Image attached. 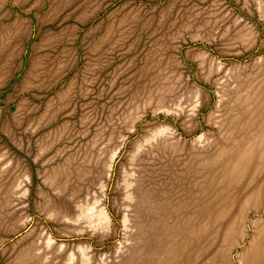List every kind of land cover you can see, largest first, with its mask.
I'll list each match as a JSON object with an SVG mask.
<instances>
[{"label": "rangeland", "instance_id": "obj_1", "mask_svg": "<svg viewBox=\"0 0 264 264\" xmlns=\"http://www.w3.org/2000/svg\"><path fill=\"white\" fill-rule=\"evenodd\" d=\"M0 264H264V0H0Z\"/></svg>", "mask_w": 264, "mask_h": 264}]
</instances>
